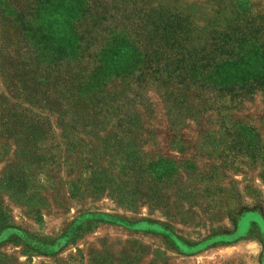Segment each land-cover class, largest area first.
<instances>
[{"label":"rangeland","instance_id":"374dc122","mask_svg":"<svg viewBox=\"0 0 264 264\" xmlns=\"http://www.w3.org/2000/svg\"><path fill=\"white\" fill-rule=\"evenodd\" d=\"M63 1L0 0V264H264L263 94L217 110L206 91L198 112L171 116L161 85L133 86L130 129L75 125L56 93L54 107L25 102L5 58L27 46L21 20L60 31ZM96 1L118 18L139 1L176 9L192 55L213 48L236 1L240 23L264 17V0Z\"/></svg>","mask_w":264,"mask_h":264},{"label":"trees","instance_id":"16d2710c","mask_svg":"<svg viewBox=\"0 0 264 264\" xmlns=\"http://www.w3.org/2000/svg\"><path fill=\"white\" fill-rule=\"evenodd\" d=\"M66 4L56 6L60 31L50 24L47 29L22 20L18 25L27 46L5 59L11 92L25 102L54 107L61 103L51 100L56 93L62 102L71 99L68 113H74L75 125L100 127L109 118L114 128L130 129L141 124L130 99L133 86L161 85L171 116L198 112L206 91L217 110L251 101L257 93L264 97V17L240 23L239 1L232 9L238 16L224 18L213 48L194 55L185 37L187 19L176 9L147 11L139 1L118 18L111 13L116 8L100 9L96 0ZM117 81L122 90L113 86ZM192 90L198 94L191 98ZM29 118L44 127L41 116Z\"/></svg>","mask_w":264,"mask_h":264}]
</instances>
